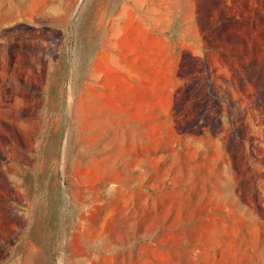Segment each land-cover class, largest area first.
<instances>
[{
	"label": "rangeland",
	"instance_id": "rangeland-1",
	"mask_svg": "<svg viewBox=\"0 0 264 264\" xmlns=\"http://www.w3.org/2000/svg\"><path fill=\"white\" fill-rule=\"evenodd\" d=\"M4 160L0 264H264V0H0Z\"/></svg>",
	"mask_w": 264,
	"mask_h": 264
},
{
	"label": "bare ground",
	"instance_id": "bare-ground-1",
	"mask_svg": "<svg viewBox=\"0 0 264 264\" xmlns=\"http://www.w3.org/2000/svg\"><path fill=\"white\" fill-rule=\"evenodd\" d=\"M74 111L76 112V110H74ZM74 114H76V113H74ZM73 129H75V127ZM8 166H9V164H8V161H6V160H4L0 163V184H3L4 187H3L2 192H3V194H5V196H3L4 198L0 201V231L1 230L4 231L6 228L5 225L10 220H12L14 215H17V225L18 226H15L16 227L15 231H16V233H18L22 227V224H23L24 213L22 212V206L27 201V196H25L24 198H22V197L17 198L16 200H15V198H13V195L10 191L13 188L18 189V186H17V182H15L14 179H11L9 177L8 172H7ZM104 227L105 226H99L98 228H95V230H96L95 235L90 237V238H87V240H86L87 243L88 244L104 243V240L106 241V238H105L106 233L103 231ZM114 242L115 241L113 240L111 242V244H113ZM10 264H18V259L13 260L12 263H10Z\"/></svg>",
	"mask_w": 264,
	"mask_h": 264
},
{
	"label": "water",
	"instance_id": "water-1",
	"mask_svg": "<svg viewBox=\"0 0 264 264\" xmlns=\"http://www.w3.org/2000/svg\"><path fill=\"white\" fill-rule=\"evenodd\" d=\"M64 181V180H63Z\"/></svg>",
	"mask_w": 264,
	"mask_h": 264
}]
</instances>
